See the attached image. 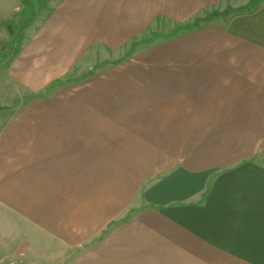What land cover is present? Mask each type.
Wrapping results in <instances>:
<instances>
[{
	"label": "crops",
	"instance_id": "crops-1",
	"mask_svg": "<svg viewBox=\"0 0 264 264\" xmlns=\"http://www.w3.org/2000/svg\"><path fill=\"white\" fill-rule=\"evenodd\" d=\"M229 1L0 0V258L264 264V1L115 63Z\"/></svg>",
	"mask_w": 264,
	"mask_h": 264
},
{
	"label": "trees",
	"instance_id": "trees-1",
	"mask_svg": "<svg viewBox=\"0 0 264 264\" xmlns=\"http://www.w3.org/2000/svg\"><path fill=\"white\" fill-rule=\"evenodd\" d=\"M23 1H24V14L23 15H17L15 17V19L8 24L9 30L13 36H16L18 33V29H19V23L18 22L21 19V17L26 16V22H30L32 15L35 13L34 9H36V4L34 3V1L33 0H23ZM38 1L41 2V4H40L41 8H45V0H38ZM262 1H264V0H250L249 3L244 5V6H241L238 8L228 7V9L224 10L223 12H215V13H212V14L204 17V18L201 17L202 15H196V17L194 19H192L188 22L177 23L176 26L174 27V30L169 32V33H154L150 37H143V39L142 38H140V39L135 38L130 43V47L128 48V50L125 51L122 58L117 60L115 63H118L122 60H125L129 56H131L134 48L139 44L150 43L159 37L160 38L174 37L181 32L190 31L192 29L200 27L203 22H211V21L216 20L217 18L219 19L221 17H227L230 15H235V14H239L241 12H246V11L252 10ZM16 44L17 45L19 44L18 38H16ZM106 63H109V62H102V63L97 62L96 65L93 67V69L88 74H92L93 71H95V69L102 67Z\"/></svg>",
	"mask_w": 264,
	"mask_h": 264
},
{
	"label": "rangeland",
	"instance_id": "rangeland-1",
	"mask_svg": "<svg viewBox=\"0 0 264 264\" xmlns=\"http://www.w3.org/2000/svg\"><path fill=\"white\" fill-rule=\"evenodd\" d=\"M33 1L35 4H37V3L41 4V2L38 0H33ZM249 1L246 3H242V4L233 3V2L229 1L225 4L220 5V6L209 8V9L205 10V12H203L199 15H202L201 17L204 18V17H206L212 13H215V12H223L224 10L228 9V7L238 8V7L244 6V5L248 4ZM204 23H207V22H203L202 24H204ZM175 26H176V24H168L164 21L158 20L157 23L155 24V26H153L145 35L139 37V39L140 38L143 39V37H150L154 33H169V32L174 30ZM18 31H19V29H18ZM129 47H130V45H129ZM128 48H127V50H128ZM109 59H110V61L114 60V58H109ZM3 114H4L3 109H1L0 110V116H3ZM11 224L12 223H3V224L1 223L0 224V242L5 241V242L12 243V242L17 241V243H19L21 241V238H15L16 237L15 233L11 232L12 231ZM26 230H27V228H26ZM8 231H10V232H8ZM17 236H18V234H17ZM40 241H41V239H38V234H37L36 240L33 241V245H35V246L39 245L41 243ZM50 246H52V242L50 243ZM36 249H38V248H36ZM50 252L51 253H49V254L48 253L39 254L37 257L38 264H43L44 261L52 260L53 258H55L57 256V255H55L56 253H53L52 251H50ZM0 259H2L0 261V264H18V263H16V259L14 257L12 258L9 256V257L0 258ZM70 260H72V259L69 258L68 254H65V255L59 254L55 260V264H74L73 261H70Z\"/></svg>",
	"mask_w": 264,
	"mask_h": 264
}]
</instances>
